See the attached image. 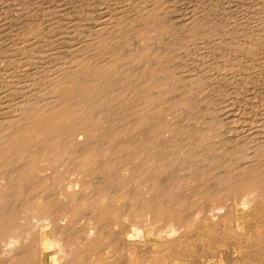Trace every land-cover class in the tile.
<instances>
[{
	"label": "rangeland",
	"instance_id": "374dc122",
	"mask_svg": "<svg viewBox=\"0 0 264 264\" xmlns=\"http://www.w3.org/2000/svg\"><path fill=\"white\" fill-rule=\"evenodd\" d=\"M123 1L124 0H0V78L4 81L6 80L4 83V81H1L0 79V86L2 84L4 86L8 84L4 87V89L2 85L0 89V129L5 126V119L14 113V107H18L17 109H20L21 107L23 108V106L25 105L24 102L27 101L26 99H32V97L36 98L38 97L37 95H39V97H43V95L45 96L46 92L50 90H47V83H49L48 81H50L52 77L59 75L58 72L60 70L58 69H60L62 66H68L69 64H72V61L74 60L73 57L76 61L78 60L79 62L84 60L87 69L92 64H94V66L96 67L97 62L99 61V64L104 66L105 69L112 68L117 72L120 71L121 77L118 79L116 84H112L111 86L106 88L104 96L107 97H102L101 100L90 99V97H88L82 102L85 108L90 109L94 113L93 118L95 122H99V119L106 118V123L102 125L96 124V134H98L97 142L93 137H90L88 139L89 142H96L97 144L104 145L107 141L114 146L120 143H126L128 147V145L131 144V141H133L132 145L134 147L136 145H140L141 139H138V137H141V135L146 132L145 134L148 137L145 134L144 135L147 139L150 138L149 134H151L152 136V133L149 132L150 130L146 129L141 133V130L136 127L135 132L130 133V131L124 129L127 126L133 128L138 121L142 120L147 115L150 116L154 112L161 113L162 117H164V120L169 124L168 128L172 129V132H167L165 130L166 127H163L160 130L157 129L159 127L158 124L156 126L153 124V122L149 124L153 128V130L156 129L155 134L158 135L159 132L162 131V135H159V137H151V146L148 144L145 147H152L154 152H169V158L167 159V168L164 172L158 171L159 173L153 175V179H157V185H152V183H150L151 179L149 177H147V180L141 179L140 181H138V183H134L132 180H128L129 182L126 183V188L124 187L126 191H129L132 188L136 189V187L139 186V196H142L145 199L146 197L151 199L158 197V201H167V196H164V193L163 195H161V189L163 188L164 190L165 186L175 184L177 186L179 185L180 194L188 197L189 199H192L191 202H196V207L194 208L195 210H202L203 207L207 206L208 203V207L218 206V201L215 202L211 198L206 197L203 192L206 190V188H213L216 184L219 186L221 184V181L225 177L230 176V173H232L234 170L236 171L238 167L243 166L245 164L243 162L245 161L247 155H249V152L252 153V145H255V140L258 136H261V132H264V63L257 66L255 63L251 64L248 66V68L244 69V71L248 69L249 72L246 71L243 74L237 73V75L236 66L238 65L239 68L238 60L227 58L228 56L226 55L224 57L222 55L221 57L220 55H214V53L209 51L205 52V50L201 49L200 47L196 48V50H187V57L183 53L179 52V45L175 44L177 39L175 35L172 36V33H174V31H176L177 29L176 27H178L176 24L177 20L179 18H189L192 13L197 14V16L200 18L204 17L207 20L209 19L210 22L222 20L223 22L221 21V23L223 24H230V22L232 24V22L236 21L237 18H241V16L238 15H242V17H251L250 19L252 20L253 18V20L255 21L257 20V18L254 19L253 16L255 15V13L253 12L259 13H256L255 16L257 17L261 15L264 16L263 14H261L264 12V0ZM142 2H145L146 6H148V4L152 5V7L150 8L161 7L163 10L167 11V15H169L166 16V19L168 21L165 23L167 25V30L170 33L166 34V37H162L160 34H158L157 31H150L148 34L146 33L147 36L143 37L140 35L139 31H136L139 26H136V28L132 26L134 22L131 20H133L134 18H131L129 16L136 14L139 8L137 5H141ZM127 3H129L130 5H128ZM132 6H135V9L131 11V9L133 8ZM127 9L130 11V13H128ZM194 9L196 11H193ZM191 10L192 12H190ZM234 13L236 15L238 13V15L236 16ZM202 14L205 16H203ZM117 15L119 17L121 16L120 18H117L122 19V23L117 29H113L111 27L112 23L110 22L113 18L116 19L115 17ZM127 16L128 18H126ZM226 19L229 20V23L226 22L228 21ZM224 20L226 21L224 22ZM219 21H217L218 24ZM39 23H42L39 30L40 33L37 30L32 31L31 26L33 27L36 25L37 27V25H40ZM87 24L89 26L91 25L92 28L88 27ZM98 24H105L103 26H105V29L108 28L107 31H111L113 29L109 34V37H113V39H110V41L108 42H105V40H103V42H105L103 43V45L109 47L111 53H108L106 50L103 52H96L91 47L92 41L89 39H92L90 37L95 33L94 26H96L97 28ZM29 29H31V31ZM89 29L92 30V33L89 31ZM82 30L84 31V34ZM26 31L28 32L27 34ZM34 32L35 34H33ZM85 32H90V34L88 33L86 35ZM30 37L31 40H29ZM18 38L20 39L18 40ZM27 38L29 40L28 43H26V41H28ZM22 40H24L25 42ZM136 40L137 42H135ZM173 41L175 42L173 43ZM20 42H22L23 44H21ZM89 44H91L90 48L88 47ZM85 45L88 47V49ZM160 45H163V47H161ZM84 46L85 48L83 49ZM171 46H173V49L171 48ZM162 49L165 50L163 51ZM86 50L89 51L87 52ZM143 50H146L145 54L142 55L138 53L139 51ZM78 51L81 56L80 54L78 56ZM192 51L194 52V54L192 53ZM177 52L179 53L178 55L176 54ZM202 52L207 55L204 54L203 56ZM69 54L71 55L69 56ZM169 54L170 56H167ZM212 54L215 57H213V59H216L214 63ZM71 57L72 61L70 59ZM175 59L178 61L176 62ZM64 60L69 63L67 64L66 62H64ZM222 60H225V63L222 62ZM158 61H161L160 65L156 64ZM220 62H222L223 66L225 64L229 65V63L230 65H232L231 63H233L234 66L231 67L230 71L228 70L230 74H233L232 77L229 73L227 74V72L226 77L224 76L225 73H223L224 75L221 76V73L225 72V70L221 71V73L218 71L221 70L220 67L223 68L222 66H220L222 65ZM60 63L65 64L62 65ZM162 63L163 66L164 64L165 66H167L166 64H168L172 72V67L175 69L177 65H182L181 68H178L179 73L176 74V84L174 85V87L176 88L175 91L169 93L164 97L166 101L163 104L162 101H155L150 104L151 101L148 100V98H150L149 93L153 92V88H155L151 86V76L154 74H157L158 76H160L162 73L164 74V72L160 71L158 68L159 66H162ZM200 63L203 64L201 65ZM216 64L219 65L216 66ZM48 66L52 69H50ZM192 66H194V70L191 69ZM261 66L263 68H260ZM251 67L253 69H251ZM256 67L259 68L257 69L258 71L256 70ZM25 68L33 73L27 71ZM16 69L20 70L16 71ZM13 70L16 71V74L18 76L13 75L15 73V71ZM217 71L218 73H220L218 76L217 74H215ZM257 73L262 74L259 75ZM188 74L191 75V77H189ZM177 75L179 77H177ZM209 75H211V77ZM1 76H3V78ZM11 76L13 78H11ZM146 78H149L150 80L148 82H145ZM221 78H223V80H220ZM8 80L14 81L15 84L13 82H10L11 84L8 83ZM222 81H224L225 83ZM142 82L149 85H145L144 87L138 89V86L142 84ZM171 82H173L172 84H174V81H170V83ZM191 84L193 86H189ZM256 84H259L260 86H257ZM9 86H11L12 89L10 88L9 90ZM20 86H22V89ZM24 86L25 88L27 86L29 88L24 89ZM17 87L20 90H18ZM191 87H193L191 91H188L187 88ZM176 89L178 90L176 91ZM10 91L13 92L11 95ZM120 95H124L125 97L130 96V99H128V101L126 102L127 104L118 105L112 111L113 113L108 115H106V113L100 112L96 114V112L101 107H103V109L105 110L104 105L107 106L109 100L117 99ZM183 97H185L187 101L185 100L183 102H178V98ZM91 100L95 101L92 102ZM152 108L156 111L151 110ZM1 124H3V126H1ZM253 131H255L256 133ZM253 136H257L256 139L255 137L253 138ZM250 140L252 143H250ZM257 140H259V138ZM137 141L138 143H136ZM132 149L136 151L135 148L132 147ZM130 151V148L127 150H120L119 146H117L114 152L116 166H121L122 162L124 161L123 157ZM143 154L148 153L143 152ZM240 164L241 166H239ZM11 167L12 166L9 165L8 170L11 171ZM45 169L44 172L40 173V175L46 176L43 178V181L46 182L45 184L48 187V193L50 194L51 199L57 202H61V204L64 203L68 207L77 203L80 200L81 196L86 198L91 196L93 190H95L98 186V183L96 182H98L99 179H102V177L103 181H101L102 183L100 185L104 183L108 187L111 185L110 188L115 189L116 185L120 188H123V185H121L119 181H106V176L104 175L106 174V171L103 168L97 169L92 173L85 172L80 173L79 175L77 172L68 170L67 167L62 163L50 162L46 165ZM200 171L202 174V171H206L205 174L209 173V178L206 179L205 177H200ZM193 173L197 175L198 183L190 182L191 178H188V175H192ZM213 175L214 177H216L215 179ZM37 176L35 177V180L38 179ZM199 182H202L203 186L200 185ZM112 185H114V187ZM153 186H156V188H158L156 193L152 192ZM149 187H152L151 192H146L147 189H150ZM3 190H5V187L0 185V191L3 192H1L2 195H4ZM76 193L77 195H75ZM237 196L238 195H234V193H231L229 196L227 195V197H225L226 199L224 198L222 200V207L220 209H222L223 211V217L219 219H212L211 217H201L199 220H196L195 213L197 211H195L192 214V217L187 219V221L182 223L176 222L174 224L176 230L174 229L173 231L170 230L171 226H169L167 222L162 226V220L152 221L151 218L146 214V211L144 209H141V200L137 203L138 209H133L135 205L134 201L116 197L111 201L112 203L110 202V207L108 206V204L107 206L109 208L121 207L122 212L119 211L118 214L112 213L109 216V219L106 218L108 219L107 222H110H108L109 224L104 230V232L108 236V238H105L104 241L106 240L105 244H108L111 237L116 238L118 240L117 242L119 245V249L114 251V249L112 250L111 248H105V251H108V254L107 252H104L101 253L99 257L96 254H92L91 256H89V261L92 262L91 264H139L140 259L147 256L146 254L154 251L153 247L156 244H159L160 246L167 240H178V242L174 246H172L173 251L170 252V255L171 257H173V259H163V261H166L164 263L264 264V188L263 190H261V195L257 200H255V202L249 201L248 197H245V195L243 194L241 195L242 197H240V195L238 197ZM11 197L12 196L9 197L10 200L6 199L9 200V203L8 201L6 202L5 200H1L2 203L0 202V208L6 207V205H13L18 201L19 204L16 205L18 206V209L20 208L18 216L19 220L21 222L23 220V224H25V222L27 223L25 224L27 229H33L35 227L36 228L33 231L30 230L31 232H28L29 230H26L28 232L27 235V232L22 233V231H17L14 234L15 236H10L8 240L10 239L11 242L13 241L17 245L16 242H18L19 240V242H21L23 241L22 239H26L24 240V244H29V246H31V250H35L37 248L35 250V252L38 251L37 254L41 253V251H43V244L45 242L41 244L43 240H41L40 243L39 239L36 240L37 238L35 239L34 237L37 236L35 235L36 233L39 236V231L45 230L44 228L45 226L47 227L48 219L43 218L34 210L36 205L32 202L29 206L23 207V202H25L26 199L20 197L19 194H15L12 199ZM80 208L81 209L78 210L79 214L77 215V220H74L73 224H71V227L73 228L71 230L74 231L73 233H77L78 230L79 233L82 232L81 234H83L85 231L83 228L87 230L91 225H93L92 222L94 215L92 214V212H88L83 206H80ZM194 209L192 211H194ZM69 214L70 213H66V215L63 214V217L66 218ZM40 222H42L43 226L40 225ZM35 223L36 225H39L38 227L42 228H38ZM240 224L244 227H242ZM239 228L242 230L245 228L246 230L244 229V232L247 231L249 235L253 233L255 237L253 239L254 241L248 240L247 243L246 238H238L240 237L239 235H237L238 231L240 232ZM36 229L39 231H37ZM162 229L164 231L161 232L160 230ZM90 230L93 229L91 228ZM233 230L236 232H234ZM256 231L258 232V235H256ZM232 232L233 234H231ZM259 232L260 234H263L260 235ZM20 235L22 239H20ZM126 236L129 237L126 238ZM257 236L259 238H257ZM260 237L262 238V240ZM56 238H59V236L53 237V240L55 239L56 241L54 242V247L47 249L49 253H51L52 249H58L60 246H62L61 242L59 243ZM256 238L260 240L259 244H257L258 242L256 243V241H258ZM1 242L0 253L1 256H3V251H5L6 247L5 241L4 243L2 242L3 244ZM56 242L57 244H55ZM249 242H251L252 244H249ZM253 242L256 243L255 245H259L258 247H262L263 250L261 248H256V246L253 245ZM31 243H33V245ZM244 245H246V248L244 247ZM74 246L76 247L75 249H78L79 247L82 248V250L84 249L83 247H81L83 246L82 243H75ZM182 253L184 254V256ZM1 256L0 260H3L4 258L2 259ZM39 257L41 256L38 254V259L37 257L35 258L39 261L38 262L36 260L38 263L45 261L43 259H47V255L46 257L40 258V260L42 261L39 260ZM178 257L180 260L176 259ZM101 260L103 261L98 262ZM183 260L186 261L182 263ZM87 261L88 260H86V263ZM57 262L59 263V261ZM46 263L48 262L46 261L45 264ZM54 263L50 262L48 264ZM88 264H90V262Z\"/></svg>",
	"mask_w": 264,
	"mask_h": 264
},
{
	"label": "bare ground",
	"instance_id": "6f19581e",
	"mask_svg": "<svg viewBox=\"0 0 264 264\" xmlns=\"http://www.w3.org/2000/svg\"><path fill=\"white\" fill-rule=\"evenodd\" d=\"M128 1L129 0H127V2ZM132 3H134V2H132ZM199 3H200V1H199ZM127 4L130 5L129 3H127ZM262 4H263V2H262ZM124 6H122V7H124ZM137 6L139 8H138L136 14H134L135 16L134 15H130V16L128 15V16L131 18H134L133 20H131L134 22V24L132 26L134 28H136V26L137 27L139 26L136 29V31H139L141 36H143V37L147 36V34L150 31H157L158 34H160L162 37H166V34L170 33L167 30V25L165 23L168 21L166 19V16L169 15V14L167 15L166 10H163L161 7L157 8L155 6H154L155 8H150V7H152V5L148 4V6H146L145 2H142L141 5H137ZM120 7H118V8H120ZM134 7L131 9V11L133 9H135ZM15 11H17V10H15ZM127 11H128V13H130V11L128 9H127ZM193 11H196V10L194 9ZM190 12H192V10ZM253 13H255V15H256V13L259 14L258 12H253ZM261 14L264 15V12ZM20 15H19V17H20ZM237 15H238V13H237ZM255 15L253 16L254 19L257 18V20H255V21L253 20V18L251 20L250 19L251 17H247V16L242 17V15H238V16H241V18L240 17L237 18V20L233 21L232 24H231V22H230V24H223V23H221L222 20L221 21L217 20V21H219V24L217 23V21L210 22L209 19L207 20L204 17L200 18L195 13H192L189 18L180 19L178 16L179 19L177 20V23H176L178 27L175 26L178 30L176 29V31H174V33H172V36L175 35L177 41L176 42L173 41V43L175 42V44L179 45L178 46V49H180L179 52L183 53L184 55H186L188 53L187 50L188 51L191 49L196 50V48L200 47L201 49L205 50V52L209 51V52L214 53V55L217 54V55H220L221 57H222V55H223V57L226 55V56H228L227 58H232L233 60H238L239 61V68H238V65L235 64V65H237L236 66V68H237L236 74L237 73L243 74L246 71H248V69H246V71H244V69L248 68L249 65L255 63L257 66V65H262L264 63V16L261 15V16L257 17ZM128 16L126 18H128ZM203 16H205V15H203ZM117 17H119V16L117 15L115 17L116 19L113 18L110 22V23H112L111 27L113 29H117L122 23V19H119L121 16L119 18H117ZM16 19H17V16H16ZM228 19H226V20H228ZM226 20H224V22ZM137 22H138V24H137ZM226 22L229 23V20ZM129 23H132V22H129ZM39 24L40 25H37V27H36V25L33 27L31 26L32 31L37 30L39 32L42 23H39ZM107 24H108V22H107ZM103 25H105V24H103ZM103 25L98 24L97 28H96V26H94L95 33L90 37L92 39H89L92 41V45L89 44L88 47L90 48V45H91V47L96 52L97 51L103 52L106 50L108 53H111V51L109 50V47L103 45V43L110 41V39H113V37H109V34L113 29L111 31H107L108 28L105 29V26H103ZM21 27H23V26H21ZM88 27L92 28L91 25L90 26L88 25ZM133 27H131V28H133ZM31 29H29V30L31 31ZM129 30H131V29H129ZM89 31L91 32L92 30L89 29ZM90 32H87V33L85 32V33L87 35L88 33L90 34ZM107 32H109V33H107ZM27 33L28 32L26 31V34ZM80 33H81V30H80ZM21 34H22V32H21ZM33 34H35V32ZM83 34H84V31H83ZM11 35H13V34H11ZM80 35H82V34H80ZM80 35H78V36H80ZM132 36H133V34H132ZM19 39L20 38H18V40ZM54 39H56V38H54ZM27 40H28V38H27ZM29 40H31V37ZM29 40L26 41V43H28ZM103 40H105V42H103ZM22 41H24V40H22ZM39 42H40V40H39ZM135 42H137V40ZM20 43L23 44L22 42H20ZM16 44H18V43H16ZM29 46H31V45H29ZM85 46L83 47V49L85 48ZM88 47H87V49H88ZM161 47H163V45ZM172 47L173 46H171V48ZM172 49H171V51H172ZM175 49H176V47H175ZM75 50H77V49H75ZM162 50L164 51L165 49H162ZM145 52H146V50H143V51H139L138 53L143 55V54H145ZM192 53L194 54L193 51H192ZM77 54L79 56V54H80L79 51L77 52ZM176 54L178 55L179 53L177 52ZM195 54H197V53H195ZM204 54L205 53L202 52L203 56H204ZM70 55L71 54H69V56ZM205 55H207V54H205ZM80 56H81V54H80ZM167 56H170V54ZM220 56H218V57H220ZM38 57H40V56H38ZM213 57L214 56L212 54V59H213ZM70 59L72 61V57ZM73 59L74 60L72 61L73 62L72 64H69L68 66H62L60 69H58V70H60L58 72L59 75L52 77L50 79V81H48L49 83H47V90L48 89H50V90L46 92L45 96L43 95V97H39V95H37L38 97H36V98L32 97V99L29 97L30 99H26L28 102L27 101L24 102L25 105L23 106V108L21 107L20 109H17L18 107L17 108L14 107V109H13V110H15V111H13L14 113L11 116L8 115L9 117H7L5 119V121H6L5 126L0 129V185L5 187V190H3L5 196L2 195L3 192L0 191V202H1V200L2 201L5 200L6 202L8 201V203H9V200H10L9 197L10 196L13 197L15 194H19L20 197H23L26 199L25 202H23V207L29 206L32 202L36 205L34 210L37 213H39L43 218L48 219L47 227L45 226V228H44L45 230L39 231L36 229L37 231L40 232L39 236L35 231V233H36L35 235H37V236H35L34 238L35 239L37 238L36 240L39 239V242L41 240H43L42 243L40 242L41 244H43L45 242L43 244L44 246L42 245L43 251H41V253H38V254L42 258L46 257V255H47V257H46L47 259H43L45 261L40 260L41 257H39V260L42 262L38 263L39 262L37 260L38 259V254H37L38 251L35 252V250L37 248L35 250H31V248H30L31 246H29V244L28 245H27V243L24 244V240H26V239H22L21 235H20V239H22L23 241L19 242L20 241L19 240L18 242H16L17 245L15 244V242H13V241L11 242L10 239L8 240V238L10 236L14 235L17 231H20V232L22 231V233H24V232H27L26 230H29L28 232H31L30 230L33 231V230H35L36 227L35 228L32 227L33 229H31V228L27 229L25 226V224H27V223L25 222V224H23L24 221L22 220V222H21L19 220L18 216H19V209L20 208L18 209V206L16 205V204H19L18 201H17V203H14L13 205L9 204L10 206L6 205V207L0 208V239L3 243L5 241V247H6L5 251H3L4 249L2 250L4 252V255L2 252V255L4 257L1 256V253H0L1 258L2 259L4 258L3 260H0V264H45L46 261L48 263H50V262L54 263L55 262L54 264L58 263L57 261H59L58 264H88L89 262L91 264L92 262L89 261V256H91L92 254H96L99 257L101 253L107 252V254H108V251H105V248H111L112 250L114 249V251L118 250L119 245L117 242L118 240L116 238L111 237L108 244H105L106 240L104 241L105 238H108V236L106 235L104 230L108 226V224H109L108 222H110V221L107 222V220L110 218L109 216L112 213L118 214L119 211H121V209H122L121 207L109 208L110 202L112 200H114L116 197L134 201L135 205H134L133 209H138L137 203H138V201L140 202V200H141V205H142L141 209H144L146 211V214L151 218V220L152 221L162 220V226L165 225V223L167 222V224L169 226H171L170 230H172V231L174 229L176 230V227L174 226V224L176 222L182 223V222L187 221V219L192 217V214L195 211H197V209L196 210L194 209L196 207V205H195L196 202H193V201L191 202L192 199H189L188 197L180 194L179 185L177 186L175 184H170V185L165 186L164 190H163V188L161 189V191H162L161 195H163V193H164V196L166 195L168 198L167 201L166 200L158 201V197H156V196H155L156 198H152V199L147 198V197L145 199L142 196H139V194H138L139 186L136 187V189L132 188L131 190L126 191L125 188H126V183L129 182L128 180H132L134 183H138V181H140L141 179L147 180V177H149L151 179L150 183H152V185L153 184L157 185L156 184L157 179L154 180L153 175L154 174L156 175V173H159V172H164L165 169L167 168V165H168L167 159L169 158V152H162V153H161V151L160 152L159 151L154 152L152 147H148L149 149L145 147L146 145L151 144V141H150L151 137H153V136L159 137V135H162V131L159 132L158 135L155 134L156 129L153 130V128L149 124L152 122L155 126L158 124L159 127L157 129H160V130L163 127L164 128L166 127L165 130L167 132L168 131L172 132V129L168 128L169 124L164 120V117H162L161 113H159V112H154L150 116H148V115L145 116L142 120L138 121L137 124L133 128H131L129 126H127L125 129L123 128L124 130L130 131V133L135 132L136 127L141 130V133L144 132V130L149 129L150 130L149 132L152 133V136H151V134H149L150 138L147 139L146 138L147 135L145 134L146 132L143 133L141 135V137H138V139H141V144L136 145L135 147L132 145L133 141H131V144L128 145V147L130 148L131 151L129 153L125 154V156L123 157L124 161L122 162L121 166H119V167L116 166L115 156H114L115 149L117 148V146H119L120 150H127V149H129L127 147V144L126 143H120V144H117L114 146L110 142H107L106 140H105L106 143L104 145L97 144L96 142L98 139V134H96V130H97L96 124L102 125V124L106 123L105 122L106 118L99 119V122H95L94 118H93L94 113L90 109L85 108V106L82 104V102L88 97H90V99H100V100L102 99V97H107V96H104V93L106 92V88L111 86L112 84H116L118 79L121 77V73H120V71L117 72L116 70H113L112 68L105 69L104 66L99 64V61L97 62L96 67L94 66V64H92L87 69V66L84 63V60L79 62L78 60L76 61L74 57H73ZM172 60H174V59H172ZM215 60L213 61V63L215 62ZM177 61L178 60H176V62ZM64 62H66V61L64 60ZM200 62H201V60H200ZM222 62L225 63V60L224 61L222 60ZM222 62H220V63L222 64ZM10 63H12V62H10ZM66 63L68 64L69 62H66ZM60 64L64 65L65 63H60ZM156 64L160 65L161 61L160 62L158 61ZM231 64L232 65H230V63H229V65L228 64H225L224 66H223V64L220 65L223 68L220 67L221 70H218V71L221 73V71L225 70V72L221 73V76L224 75L223 73H225L224 76L226 77V72L228 74L229 71L231 70V67L234 66L233 63H231ZM166 65L167 66H165V64H164V66H163V63H162V66L158 67L160 71L164 72V74L163 73L161 74L162 76L161 75L158 76L157 74H154L151 76V81H152L151 86L155 87V88H153L155 90V92L153 90V92L149 93L150 98H148V100L151 101L150 104L155 102V101H157V102L162 101V104H163L166 101V99L164 97L166 95H168L169 93L175 91L176 87H174V85L176 84L175 83L176 74L179 73L178 68H181L182 65L181 64L179 66L177 65L175 69L172 67L173 72L170 70L169 65L168 64H166ZM217 65H219V64H216V66ZM193 67L194 66H192L191 69L194 70ZM215 68H217V67H215ZM260 68H263V67L261 66ZM50 69H52V68H50ZM56 69H54V70H56ZM208 69H210V68H208ZM212 69H213V67H212ZM251 69H253V68L251 67ZM257 69H259V68L256 67V70ZM19 70L16 69V71H19ZM211 70H209V71H211ZM13 71H15V70H13ZM16 71L13 75H17ZM27 71H30V70H27ZM184 71H182V72H184ZM218 71L215 73V74H217V76L220 74V73H218ZM240 72H242V73H240ZM31 73H33V72H31ZM262 73H257V74L261 75ZM252 74H253V71H252ZM22 75H21V77H22ZM24 75H25V73H24ZM230 75H231V77L233 76V74H230ZM209 76L211 77V75H209ZM1 77L3 78V76H1ZM14 77H16V76H14ZM25 77H27V76H25ZM177 77H179V76L177 75ZM189 77H191V75H189ZM11 78H13V77L11 76ZM149 80H150L149 78H146L145 82H148ZM220 80H223V78H221ZM1 81H4V80L1 79ZM5 81H4V83H5ZM170 81H174V84H172L173 82L170 83ZM200 81H199V83H200ZM10 82L14 83V81L8 80V83H10ZM99 82H101V83H99ZM222 82H224V81H222ZM253 82H251V83H253ZM192 84L189 86H193ZM7 85H5V86H7ZM145 85H149V84L142 82V84H140L138 86V89L141 87H144ZM194 85H196V84H194ZM1 86H0V89H1ZM5 86L3 85V89ZM257 86H260V85L258 84ZM20 87L22 89V86H20ZM10 88L12 89L11 86H9V90H10ZM17 88H16V90H17ZM26 88H29V87L27 86ZM26 88L24 86V89H26ZM192 88L193 87L187 88V89H188V91H191ZM201 89H203V88H201ZM18 90H20V89L18 88ZM156 90H158V91H156ZM177 90L178 89H176V91ZM13 91H15V90H13ZM12 93L13 92H11L10 95ZM35 93H37V92H35ZM7 95H9V94H7ZM128 99H130V96L125 97L124 95H120L117 99L109 100L107 103V106L104 105L105 110L103 109V107H101L96 112V114L98 112L106 113V115L111 114V113H113L112 111L118 105L127 104L126 102L128 101ZM185 100L187 101V99L185 97L178 98V102H180V101L183 102ZM91 101L93 102L95 100H91ZM19 103H20V101H19ZM16 109H17V111H16ZM151 110L156 111L153 108ZM3 124H4V122H3ZM3 124H1V126H3ZM253 132H255V131H253ZM90 137L95 138L96 142H89L88 139ZM254 137L256 139L257 136H253V138ZM258 138H259V140H257ZM257 139L255 140V143H254L255 145H252V151H251L252 153L249 152V155H247V153H248V151H247V153H246L247 157L245 158V161L242 160V161H244L243 163H245L243 166H241V164H240L239 166H241V167H238L236 169V171L234 170L232 173H230L229 174L230 176L225 177L221 181V184L218 183V184H220L219 186L216 184L213 188H211V187L206 188V190L203 192L204 195L208 198H211L215 202L218 201L219 203H217L218 206H215V207H208V205H209V203H208L207 206L203 207L202 210H198L195 213L196 214V216H195L196 220H199L201 217L202 218L211 217L212 219H219V218L223 217V214H222L223 211H222V209H220L222 207V200L225 197H227V195L229 196L231 193H234V195H238V196L240 195V197H242L241 195L243 194V195H245V197H248L249 201L255 202V200L258 199V197L261 195V190H263V188H264V132H261V136L260 137L258 136ZM131 140H134V139H131ZM253 141H254V139H253ZM136 143H138V141ZM250 143H252L251 140H250ZM84 146H86V147H84ZM132 147L135 148L136 151H134L132 149ZM143 152H147L148 154H143ZM204 159H206V158H204ZM50 162L62 163L64 166L67 167L68 170H72L73 172H77L79 175H80V173H85V172L86 173H92L97 169L103 168L106 171V174H104L106 176V181H108V182H110L111 180H113V181L115 180L117 182L119 181L120 184L123 185V188H120L117 185H116L115 189L110 188L111 185L108 187L104 183L102 185H100L102 183L101 181H103L102 180L103 177H102V179H99L98 182H96V183H98V186L95 190H93V192L91 193V196H89L88 198L81 196L80 197L81 201L79 200L77 203L70 205L68 207L64 203L61 204V202H57V201H54L53 199H51V196L48 193V187L45 184L46 182L43 181V178L46 176L44 174H43L44 176L40 175V173L44 172L46 165L49 164ZM9 165L12 166L11 171L8 170ZM229 167H231V166H229ZM46 169H45V171H46ZM202 172L204 175L200 171L199 172L200 177H202V178L205 177L206 179H208L209 173L205 174L206 171H202ZM45 174H47V173H45ZM215 175H216V173H215ZM36 176L38 178L37 180H35ZM48 176H49V174H48ZM213 177H214V175H213ZM188 178H191L190 182L198 183V177L196 174L193 173L192 175H188ZM215 178L216 177H214V179ZM96 181H97V179H96ZM146 183H147V181H146ZM199 184L203 186L202 182H199ZM99 185H100V187H99ZM112 186L114 187V185H112ZM11 187H12V189H11ZM151 188L147 189L146 192H151V190H152ZM157 189L158 188H156V186H153L152 192L156 193ZM75 195H77V193ZM12 197H11V199H12ZM6 199H9V200H6ZM225 203H226V201H225ZM107 204L109 207L107 206ZM233 204H234V202H233ZM80 206H83L88 212H92V214L94 215L93 222H92L93 225H91L87 230L82 227L85 230V231L83 230L84 231L83 234H81L82 232L79 233L78 230H77V233L76 232L73 233L74 231L71 230V229H73L71 227V224H73L74 220L75 221L77 220L76 218H77V215L79 214L78 210L81 209ZM193 209H194V211H192ZM66 213H70V214L65 218V217H63V214L66 215ZM242 215H243V213H242ZM106 218H108V219H106ZM32 223H30V224H32ZM35 225H36V223H35ZM40 225H42V222H40ZM31 226H33V225H31ZM36 226L38 227L39 225H36ZM74 227H76V226H74ZM242 227H244V226H242ZM38 228H42V227H38ZM91 228L93 230H90ZM244 229L243 230L240 229V232L237 230L238 231L237 235H239L240 237H238L237 235L236 236L238 238H241V237L246 238L247 243H248V240L254 241L253 239L255 237H254L253 233H251L249 235V233L247 231L244 232L246 230V229L245 230ZM81 231H82V229H81ZM160 231L162 232L164 230L162 229ZM28 232L26 233V235L28 234ZM158 232H159V230H158ZM169 232H171V231H169ZM234 232H236V231H234ZM263 233H264V231H263ZM231 234H233V232ZM242 234H243V236H242ZM259 234H260V232H259ZM262 234H260V235H262ZM256 235H258V232L256 233ZM14 236H12V237H14ZM57 236H59V238H56V239H57V241H59V243L61 242L62 246H60L58 249H52L51 253H49L47 251V249L54 247V242L56 240L55 239L53 240V237H57ZM173 236H175V235H173ZM128 237L129 236H126V238H128ZM130 237H132V236H130ZM261 237H263V236H261ZM227 238H230V237H227ZM257 238H259V237L257 236ZM35 239H34V241H35ZM238 240H240V239H238ZM261 240H262V238H261ZM259 241L260 240L256 241V243L258 242L257 244H259L260 243ZM177 242H178V240H175V241L174 240L173 241L167 240V241L163 242V244L160 246H159V244H156L153 247L154 251L150 252L149 254H146L147 256L140 259L139 264H166V263H164L166 261H163V259H170V260L173 259V257H171V255H170V252L173 251L172 246H174ZM261 242H263V241H261ZM12 243H14L16 246ZM75 243H82L83 246H81V247H83L84 249L82 250V248H80V247L78 249H75L76 248L74 246ZM154 243H155V241H154ZM250 243L251 242H249V244ZM256 243L253 242V245L256 246V248L262 249V247H258L259 245L258 246L255 245ZM31 244L33 245V243H31ZM55 244H57V242ZM135 244H137V243H135ZM253 245H252V247H253ZM127 246H128V244H127ZM247 246H249V245H247ZM34 247H35V245H34ZM34 247H32V248H34ZM130 247H132V246H130ZM244 247L246 248V245H244ZM174 249H175V247H174ZM254 250H256V249H254ZM183 256H184V254H183ZM36 257H37V259H35ZM137 259H139V258H137ZM176 259L180 260L179 257ZM86 260H88L89 262L87 261V263H86ZM102 261L103 260L98 261V262H102ZM185 261L183 260L182 263H184ZM104 262H105V260H104ZM48 263H46V264H48ZM135 263H136V261H135Z\"/></svg>",
	"mask_w": 264,
	"mask_h": 264
}]
</instances>
